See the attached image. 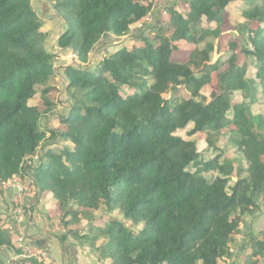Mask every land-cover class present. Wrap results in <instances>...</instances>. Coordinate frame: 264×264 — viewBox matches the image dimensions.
I'll return each mask as SVG.
<instances>
[{"label":"trees","instance_id":"16d2710c","mask_svg":"<svg viewBox=\"0 0 264 264\" xmlns=\"http://www.w3.org/2000/svg\"><path fill=\"white\" fill-rule=\"evenodd\" d=\"M159 1L52 0L65 26L57 45L78 58L64 68L74 103L54 130L42 127L55 107L47 98L55 76L48 34L33 0H0V184L31 176L73 220L102 208L121 212L126 221L73 235L95 249L99 264H221L264 198V115L252 111L260 96L264 104V0L243 11L238 33L248 34L250 47L241 49L242 64L237 43L222 48L232 0H188L185 11L169 6L150 38L86 68L98 45L126 36ZM39 94L40 106L30 105ZM190 125L208 149L225 135L243 153L247 165L231 189V165L203 160L196 141L177 136ZM43 144L44 159L27 165ZM248 243L254 258L264 257L257 238L241 252ZM13 247V232L0 222V248Z\"/></svg>","mask_w":264,"mask_h":264},{"label":"rangeland","instance_id":"374dc122","mask_svg":"<svg viewBox=\"0 0 264 264\" xmlns=\"http://www.w3.org/2000/svg\"><path fill=\"white\" fill-rule=\"evenodd\" d=\"M250 0H232L230 6L228 7L230 17L228 20V25L225 28V36L222 38V48L227 49L231 42H235L238 44V52H239V59L240 63H244L245 59L244 56L241 54V49H247L250 47L248 44V34H240L238 33V28L240 25L245 23L243 19V11L247 8V3ZM178 7L181 10L185 11L187 8V1L186 0H162L155 4L151 13L143 20L142 23L135 26L126 36L121 38H107L98 45L95 50L91 53L90 59L86 68L94 69L97 67L98 62L104 57V52H114L118 49H121L127 46L131 41L135 39H141L142 37H151L154 32V29L162 22V19L166 16L165 10L168 7ZM180 10V11H181ZM203 23L198 25L199 28L204 27ZM256 27L257 25L254 24ZM47 31V30H46ZM235 33V36L233 34ZM46 40H45V47L46 49L52 53L54 58L55 64V76L51 79L49 83V87H51L50 95L48 98V103L55 104V107L51 113L42 118V127L43 128H56L60 127L61 119L68 116L70 107L74 103L72 91L68 90V82L65 79L64 68L66 66H71L78 63L77 55L74 51L71 50H62L58 47V40L60 38L59 35H51L48 32ZM208 42L216 43L214 39H209ZM201 47V45H200ZM225 55V54H223ZM223 55L213 54L212 60L216 61L223 57ZM249 69H248V76L255 78L256 76V61L251 57L248 60ZM186 96L187 93L184 92ZM240 101L242 96L240 94L235 95ZM169 97V96H168ZM40 94L37 95L32 101L30 105L32 106H40ZM236 102V101H235ZM41 109H45V106L41 107ZM252 111L254 114H263L264 115V104L262 102V96L258 99L257 103L253 105ZM57 129V128H56ZM192 129V125H190L187 129L181 130L177 132V136L182 137L188 141H196L198 144V150L202 156V159L205 161H210L215 157H220L221 162L225 161L232 166L233 174L230 178L229 189H231L234 184L238 181L240 176V172L246 168V160L244 158L243 153L239 150V148L232 144L228 136H220L218 141L215 143L214 150L208 149V145L201 136L198 140L196 136L191 137L189 135L190 130ZM47 147L43 144L35 157L29 159L27 165L31 166H38L40 164V160L44 159L45 152ZM30 174V173H29ZM33 175V173H32ZM218 173H206L204 176L208 179H213L217 176ZM23 183L31 182L33 179L31 176L26 177L25 179L22 178H15ZM35 185V184H34ZM36 190L32 192L29 196L26 197V202L28 208L30 209L31 213H33V217L29 220L25 225H23L24 229H27L29 233V229L32 228L33 224L40 223L38 220H42L40 224H44L45 228L47 229L48 233H51L55 237H65L68 241H77L81 246H88L89 244H82V242L76 240L73 235L84 236L88 234H92L93 236L97 234V230L105 228V226L109 223L112 219H118L122 221H126L124 216L121 212L114 211L112 213H108L105 209H100L97 212H93L90 214H82L76 220H73L71 216H67L63 210L59 209V204L57 206V202L53 198L52 195L49 194H41L39 189L35 185ZM6 200L14 197V193L5 194ZM39 204H42V207H38ZM261 210L258 211L255 215L246 216L244 219V224L241 227L240 234L237 235V241L231 246V255L228 257L227 260H222L221 264H251L257 261H260L259 264H264V257L254 258L252 256L253 252L255 251L256 247H253L252 244L248 243L247 246H250L247 250L240 251V247L244 244L249 242L251 239H256L257 242L264 243V198H261L260 201ZM57 212H53L54 210ZM36 217H39L36 218ZM32 224V225H31ZM39 224V225H40ZM127 224L132 225L129 221ZM41 226V225H40ZM142 225L137 227L135 231H140L142 229ZM98 230V231H99ZM29 241L32 243V237L29 233L28 235ZM66 240V241H67ZM102 239L99 240L101 242ZM91 252L97 259V255L95 253V249L90 248ZM10 250V249H9ZM12 251V248L11 250ZM20 252L17 248H15L14 253L11 257L15 255V252ZM52 258V257H51ZM98 261V260H97ZM54 264V262H53ZM102 264V263H101Z\"/></svg>","mask_w":264,"mask_h":264},{"label":"crops","instance_id":"0c3cea01","mask_svg":"<svg viewBox=\"0 0 264 264\" xmlns=\"http://www.w3.org/2000/svg\"><path fill=\"white\" fill-rule=\"evenodd\" d=\"M33 7L43 22V31L45 33L48 32L56 36L63 34L65 29L64 21L57 14L52 0H33ZM56 128L60 130L61 125ZM56 128L52 129L55 130ZM40 206L42 207V204L38 205V207ZM39 224H33L32 228L29 229L33 240L32 244L47 250L54 264H99L90 247L81 246L75 240H67L63 244L57 237L48 233L44 224H40L41 226ZM10 250L0 248V258L4 260L3 264H7L10 256L14 253L13 249L12 251Z\"/></svg>","mask_w":264,"mask_h":264},{"label":"built area","instance_id":"2783aa9c","mask_svg":"<svg viewBox=\"0 0 264 264\" xmlns=\"http://www.w3.org/2000/svg\"><path fill=\"white\" fill-rule=\"evenodd\" d=\"M165 14V13H164ZM36 187L31 182L23 183L15 178L0 184V222H4L6 227L14 234V247L20 250L9 259L7 264H30L27 260L34 258L42 264H53L50 254L29 241V233L23 228L31 218V213L28 208L26 197L32 194ZM14 193L11 202L6 200L5 194ZM39 219V217H36ZM40 223L42 220H38ZM32 225V224H31Z\"/></svg>","mask_w":264,"mask_h":264},{"label":"water","instance_id":"95a60500","mask_svg":"<svg viewBox=\"0 0 264 264\" xmlns=\"http://www.w3.org/2000/svg\"><path fill=\"white\" fill-rule=\"evenodd\" d=\"M0 259H1L2 262L4 261L2 258H0Z\"/></svg>","mask_w":264,"mask_h":264}]
</instances>
